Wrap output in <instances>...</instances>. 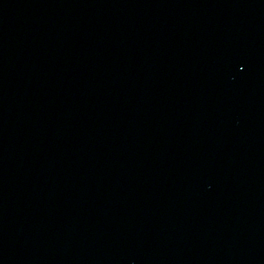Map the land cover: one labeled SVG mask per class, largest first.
Wrapping results in <instances>:
<instances>
[{"label": "water", "instance_id": "water-1", "mask_svg": "<svg viewBox=\"0 0 264 264\" xmlns=\"http://www.w3.org/2000/svg\"><path fill=\"white\" fill-rule=\"evenodd\" d=\"M0 264H264V0H0Z\"/></svg>", "mask_w": 264, "mask_h": 264}]
</instances>
